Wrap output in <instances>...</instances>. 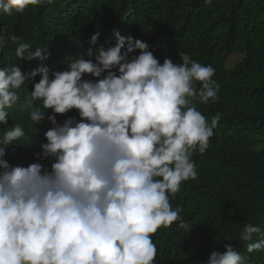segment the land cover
Returning a JSON list of instances; mask_svg holds the SVG:
<instances>
[{
  "label": "clouds",
  "instance_id": "clouds-1",
  "mask_svg": "<svg viewBox=\"0 0 264 264\" xmlns=\"http://www.w3.org/2000/svg\"><path fill=\"white\" fill-rule=\"evenodd\" d=\"M53 3L0 0V11L12 16ZM7 31L0 28V52L10 39L19 61L50 58L48 47L33 49ZM114 35L115 45L89 48L63 71L41 64L26 74L0 62V264H155L153 234L174 223L193 228L170 200L197 179L192 154L206 152L221 119L196 107L219 99L215 69L183 51L181 63L165 57L161 64L146 42ZM29 80L31 105H21L19 90ZM71 110L79 119L57 122L56 114ZM27 114L32 125L47 119L52 127L40 153L13 166L6 149L16 152L26 133L10 121ZM238 240L250 242L248 254L264 251V231L250 222ZM224 247L206 264H247V255Z\"/></svg>",
  "mask_w": 264,
  "mask_h": 264
},
{
  "label": "trees",
  "instance_id": "trees-1",
  "mask_svg": "<svg viewBox=\"0 0 264 264\" xmlns=\"http://www.w3.org/2000/svg\"><path fill=\"white\" fill-rule=\"evenodd\" d=\"M4 26L7 37L19 36L33 49L48 47L51 53L43 62L19 61L17 45L9 39L0 62L17 63L26 74L41 64L63 71L68 60L89 48L115 45L116 31L146 42L161 64L165 57L181 63L183 51L211 65L219 99L196 107L209 120L217 113L221 119L206 152L192 154L197 179L184 182L170 200L193 228L174 223L153 234L155 264H206L213 251L224 252L229 243L249 257L247 264H264V251L248 254L250 242L238 240L246 223L264 231V0H54L12 16L0 11V28ZM97 32L93 46L90 40ZM235 55L241 58L231 65ZM31 90L33 83L26 81L18 103L31 105ZM70 116L79 119L78 111L71 110L56 114V120L62 124ZM14 123L25 129L24 143L18 142L24 145H17L16 152L6 149L5 159L21 166L40 153L52 125L45 119L34 126L29 114L13 118L10 125Z\"/></svg>",
  "mask_w": 264,
  "mask_h": 264
},
{
  "label": "rangeland",
  "instance_id": "rangeland-1",
  "mask_svg": "<svg viewBox=\"0 0 264 264\" xmlns=\"http://www.w3.org/2000/svg\"><path fill=\"white\" fill-rule=\"evenodd\" d=\"M239 58H241V55H235L232 57V59L230 60V64L232 65L233 63H235Z\"/></svg>",
  "mask_w": 264,
  "mask_h": 264
}]
</instances>
